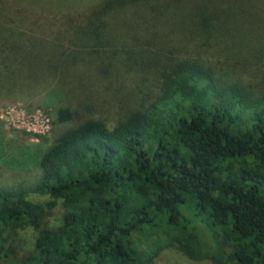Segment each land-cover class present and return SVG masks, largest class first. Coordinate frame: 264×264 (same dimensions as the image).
Here are the masks:
<instances>
[{"label":"trees","instance_id":"1","mask_svg":"<svg viewBox=\"0 0 264 264\" xmlns=\"http://www.w3.org/2000/svg\"><path fill=\"white\" fill-rule=\"evenodd\" d=\"M7 16L0 103L43 106L53 142L32 185L0 180V264H264V0H103L47 36ZM5 145L0 123L11 168Z\"/></svg>","mask_w":264,"mask_h":264},{"label":"rangeland","instance_id":"2","mask_svg":"<svg viewBox=\"0 0 264 264\" xmlns=\"http://www.w3.org/2000/svg\"><path fill=\"white\" fill-rule=\"evenodd\" d=\"M103 0H0V15H8L21 27L24 32L37 35H52L64 30L70 25L83 21L84 16L93 6ZM53 102H55V99ZM63 100V98H62ZM34 101L26 103L11 102L0 103V123L2 137L5 140V153L8 155L11 168L0 166V180L9 185H32L35 181L36 171L33 169L34 160L41 155L53 142L50 118L45 108L37 107ZM52 111L51 108L49 112ZM113 112L109 127L113 125ZM20 169L14 167L19 166ZM24 167H23V166ZM29 200L46 203L48 196L30 194ZM62 201L58 200L49 224L58 227L62 222ZM22 246L31 249L34 245L36 234L31 228L20 231ZM155 264H211L207 261L195 262L187 259L176 251H165Z\"/></svg>","mask_w":264,"mask_h":264}]
</instances>
